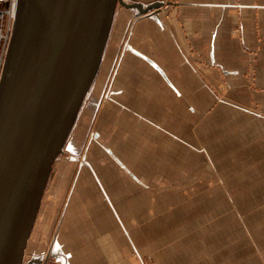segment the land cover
Returning <instances> with one entry per match:
<instances>
[{"label":"crops","instance_id":"obj_1","mask_svg":"<svg viewBox=\"0 0 264 264\" xmlns=\"http://www.w3.org/2000/svg\"><path fill=\"white\" fill-rule=\"evenodd\" d=\"M126 1L141 10L117 7L77 118L81 123L88 113L93 130L74 132L64 147L69 161H55L24 264H45L47 257L71 264L70 247L85 243L73 237L103 225V205L128 230L125 216L149 198L166 151L180 148L182 119L203 108L213 113L221 100L216 88L225 93L221 102L255 103L252 115L264 118V0Z\"/></svg>","mask_w":264,"mask_h":264},{"label":"rangeland","instance_id":"obj_2","mask_svg":"<svg viewBox=\"0 0 264 264\" xmlns=\"http://www.w3.org/2000/svg\"><path fill=\"white\" fill-rule=\"evenodd\" d=\"M221 88L213 113L199 104L196 118L182 119L180 148L166 151L149 198L125 216L128 230L103 200L109 216L73 237L85 243L70 247L71 264H264V118L253 116L255 103L221 102ZM86 117L70 136L93 130Z\"/></svg>","mask_w":264,"mask_h":264},{"label":"water","instance_id":"obj_3","mask_svg":"<svg viewBox=\"0 0 264 264\" xmlns=\"http://www.w3.org/2000/svg\"><path fill=\"white\" fill-rule=\"evenodd\" d=\"M126 0H18L0 82V264H24L53 165Z\"/></svg>","mask_w":264,"mask_h":264},{"label":"built area","instance_id":"obj_4","mask_svg":"<svg viewBox=\"0 0 264 264\" xmlns=\"http://www.w3.org/2000/svg\"><path fill=\"white\" fill-rule=\"evenodd\" d=\"M18 0H0V82L7 56L17 11ZM45 264H55L52 257H47Z\"/></svg>","mask_w":264,"mask_h":264}]
</instances>
